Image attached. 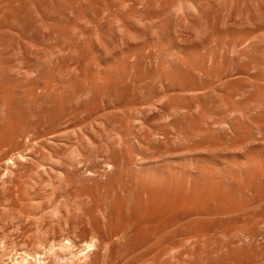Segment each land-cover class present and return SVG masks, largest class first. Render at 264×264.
I'll return each mask as SVG.
<instances>
[{
  "label": "bare ground",
  "instance_id": "bare-ground-1",
  "mask_svg": "<svg viewBox=\"0 0 264 264\" xmlns=\"http://www.w3.org/2000/svg\"><path fill=\"white\" fill-rule=\"evenodd\" d=\"M6 6L0 125L12 151L18 148L0 159V191L16 182L31 192L37 212L19 214L42 258L22 248L0 264H122L111 256L122 251L132 258L157 254L163 264L173 256L171 264H181L183 253H192H182L176 238L196 240L207 231L214 264L259 249L264 32L248 28L249 0H6ZM233 8L237 22L210 27L209 15ZM202 26L203 39L182 38ZM54 35L69 38L75 63L62 65L63 52L55 50L44 73L29 52ZM130 36L143 44L123 48ZM114 39L121 47L113 54ZM84 50L93 51V62ZM259 61L250 84V67ZM24 169L34 174L31 188ZM36 186L50 190L41 197ZM82 203L94 204L98 225L70 214ZM177 212L178 222H165ZM177 226L187 232L170 239ZM140 232L151 235V246H115ZM197 252L203 261L207 252ZM261 253L255 264H264Z\"/></svg>",
  "mask_w": 264,
  "mask_h": 264
},
{
  "label": "rangeland",
  "instance_id": "rangeland-1",
  "mask_svg": "<svg viewBox=\"0 0 264 264\" xmlns=\"http://www.w3.org/2000/svg\"><path fill=\"white\" fill-rule=\"evenodd\" d=\"M260 3V10H258L257 3ZM7 6L6 0H0V55H1V64H5V50H6V39H7V31L6 26L8 24V16H7ZM239 17V11L236 8L230 10L228 15L224 16H212L209 15L207 21L210 24V27L219 29V28H226L230 24H234L237 22ZM248 28L250 30L261 29L264 32V0H249V12H248ZM208 29L202 27H198L197 29H187L181 33V36L184 40L187 41H194V39H203ZM143 44V40L137 36H130L126 40H123L122 46L125 49H135ZM69 38L68 37H59L53 36L52 41L49 43H44L43 46L40 47H31L30 55L31 60H33L36 65L41 64V70L46 73L47 66L44 65L46 59H48L49 52H54L58 50L63 52V57H61L60 63L62 65H73L75 63V59H71L68 56L69 53ZM121 47V42L119 39H114L111 47L109 48L111 53H116L118 48ZM152 49V48H150ZM156 51L155 48L152 49ZM83 55L90 61L93 62V51L91 50H84ZM262 62L259 61L256 65H252L250 67V84L253 80H255L261 71ZM24 69L26 70L25 66ZM33 74H30L28 77V81L33 80ZM30 124L33 126L35 124V117L30 118ZM3 134V127L0 125V159L6 156H10L12 153L17 152L18 146H15L14 151L10 147L11 144L4 138ZM27 137L20 139L19 144L21 145ZM24 178L22 179L24 182L28 183L27 187L29 188V183L33 180V172L28 171L27 169L23 170ZM2 170L0 169V177L2 176ZM31 188V187H30ZM35 191L39 194V196L43 197L47 192H49L50 188L47 187L46 189H41L40 186H36ZM62 191L61 189H56L55 193H59ZM31 192L29 191H22L19 186H17L16 182H13L7 189L6 193L0 191V255L4 253L3 257L0 256V262L8 259L11 256H20L23 251L21 250L24 248L28 252L34 254L35 251L39 253L37 256L42 258L41 252V244L38 243L36 236L30 230V226L28 224V220L26 223L21 224V218L19 214V210L27 212L30 214V218H32V214L37 212V206L30 202ZM45 202V201H44ZM62 212H64L62 210ZM71 215L75 216L78 221H83L84 225L86 222L92 223L93 226L98 225V220L95 212V207L93 203H82L79 205V208L71 210ZM62 215H64L62 213ZM181 217H183L182 213H174L166 217V223H176L178 222ZM29 218V217H28ZM31 220V219H29ZM153 218H150L149 221H153ZM89 223V224H90ZM183 227H176L169 233V238H176L180 237L187 231H185ZM31 231V232H30ZM58 232V230H57ZM62 232V231H61ZM150 233V232H149ZM62 234V233H61ZM60 236L61 241L66 246L69 245V240L63 238L60 235V231L57 233ZM151 235L140 232L135 234L133 239L120 243L115 246L120 247L124 250L126 247H134L140 248L142 246H151L152 243L150 242ZM177 245L181 246L182 253L185 251H191V255L184 254L181 256L180 263L181 264H214L212 250L214 247V237L211 231H207L205 236L200 239L190 240V241H183L181 238H176ZM264 248V242L260 244L259 249H255L251 247L247 252H238L235 255L228 258V260H224V264H255L259 259L262 258V249ZM113 249V248H111ZM115 249V248H114ZM199 250H204L207 252L203 261H200L198 256ZM113 252V250H112ZM111 252V254H112ZM112 259H115L117 263H126L128 260L133 262V264H163L162 261L157 254H142L139 253L135 255L133 258L130 256H126L123 251L120 254H115V258H113V254L111 255ZM173 257V256H172ZM172 257H166L165 260L168 263H174ZM59 264L63 263L62 259L59 260Z\"/></svg>",
  "mask_w": 264,
  "mask_h": 264
}]
</instances>
